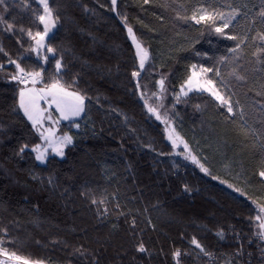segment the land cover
<instances>
[{
    "label": "trees",
    "instance_id": "obj_1",
    "mask_svg": "<svg viewBox=\"0 0 264 264\" xmlns=\"http://www.w3.org/2000/svg\"><path fill=\"white\" fill-rule=\"evenodd\" d=\"M8 2L6 19L33 32L42 30L33 15V0L30 8L22 0ZM50 3L60 16L49 42L63 55V80L76 79L73 88L90 101L79 131L72 124L62 129L75 136L64 157L51 155L41 164L29 149L19 153L22 145L31 148L41 140L23 113L14 110L19 85L8 77L15 68L0 53V229H7V235L0 231L3 246L46 264H94V259L99 264H175V249L190 253L181 264H264V242L249 220L255 215L252 201L264 202V184L257 174L264 144V65L251 55L262 43L256 37L264 31L259 17L264 0H117L116 11L127 16L151 52L152 67L146 65L139 78L141 91L152 95L156 81L165 78L162 109L211 175L177 155L164 124L144 108L131 76L138 67L135 49L110 0ZM199 9L225 15L235 9L225 32L238 39L219 35L204 21L196 24L191 16ZM221 22L217 19L216 25ZM240 39L245 42L233 58L230 49ZM29 43L25 34L14 35L0 26V45L11 58L22 55V64L39 67L43 62L25 51ZM193 64L219 72L216 81L232 96L233 113L207 92H193L174 105L173 93ZM44 68L46 77L54 74L51 56ZM242 126L250 130L247 135ZM184 184L192 191L185 192ZM85 190L107 202L106 215H97V205L81 195ZM116 202L123 214L114 210ZM221 228L223 238L217 235ZM193 236L215 259L208 260L191 245ZM136 239L143 240L149 253L133 248ZM81 245L89 254L74 251ZM241 245L242 254L237 255Z\"/></svg>",
    "mask_w": 264,
    "mask_h": 264
},
{
    "label": "snow or ice",
    "instance_id": "obj_2",
    "mask_svg": "<svg viewBox=\"0 0 264 264\" xmlns=\"http://www.w3.org/2000/svg\"><path fill=\"white\" fill-rule=\"evenodd\" d=\"M37 5V9L33 12L36 20L42 25V30H33L28 27L25 28L23 25H17L13 22H10L9 19H6L5 16L9 12L10 4L8 0H0V26L2 30L16 34L17 32L25 34L29 38V46L25 51L34 53L40 61L41 65L36 68H30L22 64L20 61L24 57L18 56L17 59H12L11 56L5 51L2 45H0V53H3L7 58V63L14 65L15 71L11 73L8 79L16 81L21 87L18 88V100L17 105L18 109L23 113L28 121L31 122V126L39 134L40 140L43 141L42 144H34L29 148L28 144H24L19 148V153H24L26 149H29L31 152H34L35 159L42 163L47 161L48 151L51 149V152L55 153L59 157H64V149L68 145L73 144V136L68 132H64L61 135H56L55 125L59 123L60 120H73V126L79 128L80 124L76 123L73 118L80 117L82 113L86 111V101H90V98L86 93H82L79 90H75L73 86L77 84L76 79H71V81L63 80V75L65 72L62 70L65 69V65L62 63L63 55L58 52V49L55 48L49 41V33L56 28L57 22L60 19V16L57 14L55 8L50 3V0H33ZM145 4L149 0H143ZM22 4L25 8H30L29 0H22ZM111 10L120 17L121 21L124 23V27L127 31V36L131 40V44L135 49L134 58L138 63L136 70L131 72V76L135 78L134 88L139 93L141 100L143 101L144 108L147 109L148 113H151L155 116V119L161 121L164 124V131L167 135V139L171 142L173 149H176L182 145L183 152L181 155L185 159H189L192 163L196 164L201 172L211 175L208 167L195 155L191 150L189 143L175 130L171 119H169L167 112L162 115L161 109L164 107L161 101L163 100L164 84L165 78L161 76L159 80L156 81V85L159 86V92H153L152 97L155 98L156 104L149 103V97L146 95L145 91H141V83L139 78L141 77L142 71L148 67H152L150 60L152 58L151 52L148 47L138 38L133 28L127 23V16L121 12L116 11L117 0H110ZM236 10L234 9L232 13L225 15L224 13L219 12H208L205 9H199L194 11L191 19L200 24L204 21L206 24L214 26V31L221 36H224L230 40H237L238 38L235 35H229L225 32V29L229 27L230 22L234 18ZM261 24H264V4L261 5V10L259 13ZM217 19H220L222 22L219 25H216ZM11 20L14 21L15 18L11 17ZM47 38V39H46ZM256 39H259L262 43L261 46L256 47L255 51L251 53L255 57V62L261 65H264V31H261L257 34ZM19 42V41H18ZM245 41L240 39L233 49L230 51L233 54V58L238 57L241 52V44ZM21 48H24V45H20ZM50 54V55H49ZM198 56H208L207 52L200 53L197 52ZM51 56V62L54 64L55 72L53 75L46 77L44 64L49 63ZM227 57H221V60H226ZM4 65L0 64V68H3ZM197 68L199 70H197ZM191 74L187 76L186 80L180 87V93L183 96H187L190 91L193 89L202 90L210 94L215 101L219 102L220 105L227 109L228 113H233V104L230 99L225 95L221 94L218 88L215 86L213 79L207 77L208 73H214L216 76H219V72L213 67H205L204 65H195L191 66ZM261 73L264 74V67L260 69ZM238 79H245L244 76H238ZM37 84H41L42 87H37ZM264 88V84L261 85ZM264 95V91L260 93ZM179 99V94L177 95ZM45 101L48 104V107L51 108L55 106V111L59 114L56 120H53L51 112L46 108L40 106V101ZM199 108V105H196ZM241 117L243 116V111L240 112ZM127 120V117H124ZM48 121L51 125L50 127L45 128L44 122ZM3 125H0L2 128ZM250 130L241 127V132L245 135L248 134ZM150 147V145H149ZM262 159L259 166L258 175L261 178V183L264 184V144L261 145ZM213 179H218V177L213 176ZM37 179V177H33ZM48 183H52L51 177L48 178ZM221 183H227L226 181H221ZM229 188L234 186L229 184ZM183 190L185 192H191L192 189L188 184L183 185ZM235 191L241 192L240 188H235ZM82 196L86 197L91 204L97 205L96 213L98 216H104L108 213L109 209L107 207V202L104 199H98L94 194L90 193V190H85L81 193ZM246 195V193H242ZM251 199V197H249ZM252 203L255 207L252 209L255 212L254 216H250V222H255L257 231L255 235L259 238L261 242H264V202H258L253 200ZM103 205V207H100ZM114 210L118 214H123L120 212V205L118 202L114 204ZM150 223V221H149ZM132 225H135V219L132 220ZM154 227V226H153ZM5 235H7V229H0ZM134 231V229H133ZM217 235L223 238L224 229L221 228L217 232ZM191 245L195 246V249L199 250V253H202L204 256L211 258L212 253L209 252L204 245L198 240L195 236L191 237ZM4 238L0 237V264H46L45 260L39 258H30L28 256L18 255L15 251H9L8 248L3 246ZM133 248L139 253H149V249L145 246V243L142 239H136L133 243ZM243 245L237 249L236 254H242ZM74 251L81 256L89 254V250L84 248L81 245L78 248H75ZM198 253V254H199ZM261 254L264 255V248L261 249ZM175 264H181V259L185 255H190V253L184 252L181 249H175L171 253ZM134 259V257H133ZM94 264H99L98 261L94 259ZM117 264H120L117 261Z\"/></svg>",
    "mask_w": 264,
    "mask_h": 264
},
{
    "label": "rangeland",
    "instance_id": "obj_3",
    "mask_svg": "<svg viewBox=\"0 0 264 264\" xmlns=\"http://www.w3.org/2000/svg\"><path fill=\"white\" fill-rule=\"evenodd\" d=\"M55 29V28H54ZM54 29L52 30V31H54ZM51 31V32H52ZM50 55V54H49ZM197 66H199V65H197ZM197 70H199L198 68H197ZM191 71H192V69H191ZM2 72V70H1V68H0V77H1V73ZM207 77L208 78H210V79H213L214 80V82H215V86L218 88V90L221 92V94H223V95H225L226 97H228L229 99H230V101H231V103L233 104V109L235 110V103H234V100H233V98H232V96L225 90V89H223V87L220 85V83H218L217 81H216V75L214 74V73H208L207 74ZM13 81V80H12ZM13 82H15L17 85H18V83L16 82V81H13ZM19 87H21V85H19ZM37 87H42V85L41 84H37ZM156 92H159V86H158V89H157V91ZM193 92H204V91H202V90H198V89H193L192 91H190L189 93H188V95H190L191 93H193ZM179 94V99H177V95ZM146 95L149 97V103L150 104H153V105H155L156 104V101H155V98L154 97H152V95L151 94H149V93H146ZM187 95V96H188ZM186 96V97H187ZM185 96H183L181 93H180V88H179V90L178 91H176L175 93H173V100H174V105H176L177 103H179V101L181 100V99H184V98H186ZM163 101H164V92H163V100L161 101V103L163 104ZM40 106L42 107V108H46V109H48V111L49 112H51V114H52V117H53V120H56L57 118H58V113L55 111V106L53 105L51 108H49L48 107V104L45 102V101H40ZM234 110H233V112H234ZM165 113V110H163V109H161V114L163 115ZM83 115H84V113H82L81 114V116L80 117H76V118H73L74 120H75V122L76 123H79L80 124V127H81V124H82V117H83ZM154 116V115H153ZM155 117V116H154ZM66 124H72V129H73V131H75V132H77V131H79V129H80V127L79 128H75L74 126H73V120H60L59 121V123L58 124H56L55 125V127H56V129H57V131H56V135L57 136H59V135H61L62 133H64V132H68L69 134H71V132L70 131H63L62 129H63V127H64V125H66ZM172 124H173V126H174V128H175V130H176V125L174 124V122H172ZM50 126H53V125H51L48 121H45L44 122V127L45 128H47V127H50ZM72 135V134H71ZM73 136V144H74V142H75V136L74 135H72ZM167 136V135H166ZM170 142V141H169ZM43 143V141L41 140V143L40 144H42ZM171 143V142H170ZM69 146V145H68ZM67 146V147H68ZM66 148V147H65ZM175 150V153L177 154V155H180V156H182V157H184L183 155H181V153L183 152V147H182V145L180 146V147H178V148H176V149H174ZM64 151H65V149H64ZM36 155V154H35ZM51 155H55V156H57L55 153H53V152H51V149H49V151H48V157L49 156H51ZM48 157H47V159H48ZM59 157V156H58ZM38 162H40V161H38ZM41 164H45L46 162H44V163H42V162H40Z\"/></svg>",
    "mask_w": 264,
    "mask_h": 264
},
{
    "label": "built area",
    "instance_id": "obj_4",
    "mask_svg": "<svg viewBox=\"0 0 264 264\" xmlns=\"http://www.w3.org/2000/svg\"><path fill=\"white\" fill-rule=\"evenodd\" d=\"M207 258H208V260H213V259H215V254L212 253L211 258H209V257H207Z\"/></svg>",
    "mask_w": 264,
    "mask_h": 264
}]
</instances>
